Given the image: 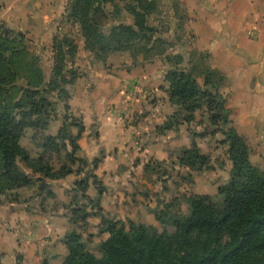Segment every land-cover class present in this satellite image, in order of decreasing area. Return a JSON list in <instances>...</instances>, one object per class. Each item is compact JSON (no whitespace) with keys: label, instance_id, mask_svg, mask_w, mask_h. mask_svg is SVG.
Returning a JSON list of instances; mask_svg holds the SVG:
<instances>
[{"label":"rangeland","instance_id":"374dc122","mask_svg":"<svg viewBox=\"0 0 264 264\" xmlns=\"http://www.w3.org/2000/svg\"><path fill=\"white\" fill-rule=\"evenodd\" d=\"M153 1H157L159 8L149 16L148 23L155 28V36L148 43L149 53L137 56L133 49L111 51L102 56L89 48L80 25L67 12L70 0H28L19 11L20 4H14L18 14L12 11L14 7L7 9L6 15L0 12V22L25 33L31 52L40 56L47 81L54 64V39L70 38L77 46L75 54L68 57L65 72L66 76L74 75L76 79L65 85L67 92H54L48 97L51 105L47 117L52 118L49 125L44 129L29 127L21 138L32 157L44 156L55 170L64 165L71 173L51 179L33 174L31 168L19 161L24 171L35 178L42 177V181L36 180L34 186L18 189L21 201L11 211L6 209L10 203L6 195L0 196V246L11 257L22 255L27 264H62L69 253L62 242L73 230L82 233L87 250L100 256V243L109 237L108 222L102 215L127 225L132 220L160 232H172L175 227L171 222L162 223L154 214L165 209L166 203L177 199V205L169 212L187 213L189 195L209 194L220 200L218 188L230 179L232 162L227 154L228 145L222 142L225 136L211 122L207 106L198 109L193 120L180 121L173 131L165 133L155 128L151 112L147 110L148 104L158 101L153 87L160 85L167 92L169 83L165 77L179 54L180 67H187L191 59L188 48L195 39L178 27L181 10L177 12L172 0ZM127 2L115 0L103 5V11L92 14L103 32L108 33L113 25L121 22L133 23ZM3 6L7 7L0 2L2 11ZM234 72L238 74V68ZM109 74H113V80ZM140 77L149 86L136 92V80ZM132 99L135 107H124ZM234 102L235 127L239 134L254 137L251 161L264 168L257 133L251 131L252 126L247 122L250 118L246 112L252 100L245 92H238ZM175 109L179 118L186 114L181 106L175 105ZM71 115L85 126L77 150L69 137L77 134ZM145 118L147 125H143ZM63 127L68 136L59 138L61 150H46L45 136L57 135ZM158 138H162L160 142ZM194 141L202 153L210 156V166L197 170L180 163L183 151ZM43 182L47 183L44 188ZM99 187L104 190L102 195ZM47 191L57 192L50 197ZM99 199L102 211L97 207ZM11 212L16 213L9 221ZM50 231L53 234L49 235ZM19 253H25L27 258Z\"/></svg>","mask_w":264,"mask_h":264},{"label":"trees","instance_id":"16d2710c","mask_svg":"<svg viewBox=\"0 0 264 264\" xmlns=\"http://www.w3.org/2000/svg\"><path fill=\"white\" fill-rule=\"evenodd\" d=\"M114 1L70 0L67 12L80 25L86 45L102 56L130 49L136 56L149 53L148 43L155 36V28L149 25L148 18L158 11L157 1L128 0L126 5L134 17L133 23L115 24L106 33L92 14L103 11V5ZM76 49L70 38L54 39V64L47 81L40 56L31 52L25 33L0 22V196L6 195L8 202H20L18 189L42 181V177L35 178L33 174L59 179L71 173L64 165L55 170L44 156L32 157L21 138L29 127L44 129L49 125L52 118L47 117L51 105L48 97L54 92H67L65 85L76 79L74 75H65L68 57ZM177 59L165 77L169 83L167 94L170 102L181 106L186 114L179 118L174 111L158 128L171 130L182 121L193 120L195 112L207 106L211 122L225 136L222 142L228 145L227 154L232 162L230 179L218 188L220 200L209 194L189 195L187 213L169 212L177 205V199L166 203L165 209L154 214L162 223L171 222L175 227L172 232H160L132 220L127 225L102 215L108 222L109 237L100 243L101 255L87 250L82 233L73 230L65 236L69 253L62 264H264V168L253 164L251 146L232 124L226 99L219 89L224 78L221 72L198 52H191L190 60L194 63L191 70L180 67V54ZM199 77L203 78V85ZM71 119L77 126V134L69 137L77 150L85 126L72 115ZM64 131L63 127L59 135L45 136L43 147L59 152V138L68 136ZM19 161L31 168L33 174L24 171ZM179 161L197 170L211 164L210 156L201 152L196 141L183 151ZM42 185L44 188L47 183ZM87 186L85 183L84 188ZM98 191L102 195L104 190L99 187ZM47 194L55 196L54 191ZM97 207L102 211L100 199ZM16 264H22L20 257Z\"/></svg>","mask_w":264,"mask_h":264},{"label":"crops","instance_id":"0c3cea01","mask_svg":"<svg viewBox=\"0 0 264 264\" xmlns=\"http://www.w3.org/2000/svg\"><path fill=\"white\" fill-rule=\"evenodd\" d=\"M26 1L0 0L8 7L3 6V11L0 10V12H4L3 15H6L9 9L14 7L12 11L18 14L14 4H20L18 5L19 11V8L23 7V2ZM172 2L177 12L179 9L181 10V15L178 16L181 18L179 20L181 23L178 27H181L183 32L195 36V39L190 43L191 48L188 49L191 52L203 54L208 64L224 76L219 84V89L226 99L234 126L233 114L237 110L234 102L236 94L245 92L252 100V104L249 105L248 112H246V116L250 118L247 122L252 126L251 131L257 133L259 151L261 158L264 159V0H172ZM193 65L194 63L188 59L186 68L191 70ZM235 68H238V74L234 72ZM109 75L113 80V74ZM145 77L150 79L146 73ZM138 79L140 80H136L138 85H135V89L136 92H141L144 87L149 85L142 77ZM198 81L203 85L200 77ZM153 88V91L157 92L158 101L148 104L147 110L151 112L150 118L156 128L162 125L167 120V116H170L176 109L175 105L170 102L167 92L162 90L160 85ZM117 90L122 91L120 87ZM124 107L132 109L135 107V100H127ZM144 120L143 125H147L148 119ZM167 131H173V129L165 130L163 133ZM243 137L251 146L250 159H252L254 137L252 135ZM161 139L158 138L157 141ZM262 161L264 162V160ZM16 203L19 202H10L6 209L11 211ZM15 213L11 212L9 221ZM50 234L53 233L50 231ZM19 243L24 246L22 242ZM62 243H65V240ZM19 254H23L27 258L25 253ZM19 257L22 259L23 256L11 257L7 250L0 246V262L2 264L14 262L16 264ZM22 264H27L26 260L23 259Z\"/></svg>","mask_w":264,"mask_h":264}]
</instances>
